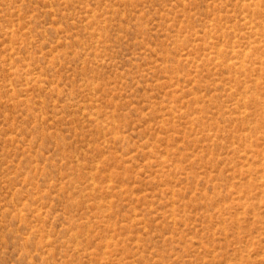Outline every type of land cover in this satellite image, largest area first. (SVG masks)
Segmentation results:
<instances>
[{
  "label": "rangeland",
  "instance_id": "rangeland-1",
  "mask_svg": "<svg viewBox=\"0 0 264 264\" xmlns=\"http://www.w3.org/2000/svg\"><path fill=\"white\" fill-rule=\"evenodd\" d=\"M0 264H264V0H0Z\"/></svg>",
  "mask_w": 264,
  "mask_h": 264
}]
</instances>
